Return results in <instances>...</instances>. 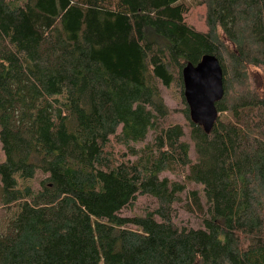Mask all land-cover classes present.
I'll return each mask as SVG.
<instances>
[{
    "label": "trees",
    "instance_id": "16d2710c",
    "mask_svg": "<svg viewBox=\"0 0 264 264\" xmlns=\"http://www.w3.org/2000/svg\"><path fill=\"white\" fill-rule=\"evenodd\" d=\"M203 6L204 33L186 22ZM256 15L247 28L264 33V0H0V208L16 209L0 264H264V83L247 86L264 47L236 32ZM206 55L224 90L209 135L181 76ZM172 88L193 161L179 126L158 127ZM171 162L199 188L200 228L174 222L185 189L159 178ZM37 174L39 191L19 188ZM139 197L157 207L123 217Z\"/></svg>",
    "mask_w": 264,
    "mask_h": 264
},
{
    "label": "rangeland",
    "instance_id": "374dc122",
    "mask_svg": "<svg viewBox=\"0 0 264 264\" xmlns=\"http://www.w3.org/2000/svg\"><path fill=\"white\" fill-rule=\"evenodd\" d=\"M188 2H192V0H188ZM245 18V16H243ZM251 17V16H250ZM246 18L241 21L238 25V29L236 32H242L246 41L251 42V38L254 40H259L261 44H258L260 48L264 46V33L257 28H254L250 34V29L247 27H251V20H256L257 15L251 18ZM186 22L188 25L193 27L198 32H205L207 29L206 26V18H205V7L193 8L186 16ZM243 29V30H242ZM253 34V37L251 36ZM229 49L232 50V46L228 44ZM249 47V46H247ZM252 48V46L250 47ZM222 62L224 66L227 68L229 72L232 68V63L230 59L225 55L222 57ZM247 86H250L252 82H255L257 89H261V84L264 83V72L263 70L253 69L248 67V79ZM253 85V84H252ZM254 86V87H255ZM161 96L163 98L164 105L168 109V116L162 121L159 122V128H167L169 126H179L185 134V141L190 145V153L189 158L191 161L194 160V155L192 151V145L190 144L187 135H188V122L185 120L183 115L184 104L181 102V99L178 94V90L176 88H172L170 91H165L161 89ZM219 118V116H218ZM155 134H148L144 143L136 145V149H142L145 146L151 147L153 144ZM112 149L109 151L112 153H116L118 151H122V148L117 146L115 143H112ZM114 155V154H112ZM3 159V154L0 149V162ZM134 158H132L133 160ZM186 170V169H185ZM182 170L180 166L172 163L167 167V170L161 173L160 179H166L169 184H177L184 187V192L178 195V199L173 206L174 210V222L179 228L185 229H197L201 227V220L197 217V213L194 210V206L190 201V193L199 190L198 187L191 185L185 181L186 171ZM44 179L41 174H37L34 179L22 181L17 178V182L20 189L30 188L32 191L36 192L40 189V182ZM156 201L150 197H139L136 203L127 209L123 210L121 215L123 217H133V216H141L146 210H151L156 208ZM194 211V212H193ZM16 212V209H2L0 208V232H2L5 228L6 222L12 218V213Z\"/></svg>",
    "mask_w": 264,
    "mask_h": 264
},
{
    "label": "water",
    "instance_id": "95a60500",
    "mask_svg": "<svg viewBox=\"0 0 264 264\" xmlns=\"http://www.w3.org/2000/svg\"><path fill=\"white\" fill-rule=\"evenodd\" d=\"M181 76L190 122L209 135L218 119L215 105L224 95L220 64L214 56L206 55L196 66H184Z\"/></svg>",
    "mask_w": 264,
    "mask_h": 264
}]
</instances>
